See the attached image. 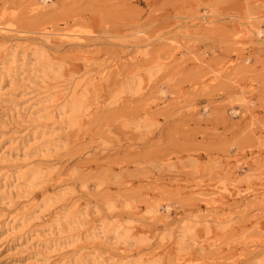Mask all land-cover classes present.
<instances>
[{
  "label": "rangeland",
  "instance_id": "1",
  "mask_svg": "<svg viewBox=\"0 0 264 264\" xmlns=\"http://www.w3.org/2000/svg\"><path fill=\"white\" fill-rule=\"evenodd\" d=\"M53 2L46 9L58 13L40 19L30 10L32 0H0V20L5 14L31 31L71 25L83 30L84 46L45 45L48 59L60 69L59 80H80L93 71L99 82L58 101L53 80H35L37 56L29 50L27 62L24 53L13 60L0 43V65L8 70L0 81V228L10 215L27 217L28 204L62 184L82 206L112 204L102 220L134 221L128 225L133 238L114 262L264 264V164L236 163L264 157V53L262 41L235 35L246 16L264 28V0ZM206 13L212 24L204 23ZM72 97L89 106L76 125H69L68 113L56 123L41 118L45 104L65 107ZM35 167L44 170L40 181H51L30 192L14 173ZM233 184L243 185L245 195L223 208H206L200 190H233ZM66 206L61 201L44 207L28 216L27 227L18 222L16 233L0 235V264H76L93 257L98 239L76 254L80 243L46 248L55 235L44 227ZM157 207L160 213H150ZM94 219L78 230L101 223ZM205 219L209 223L195 225ZM184 221L194 227L182 236Z\"/></svg>",
  "mask_w": 264,
  "mask_h": 264
},
{
  "label": "bare ground",
  "instance_id": "2",
  "mask_svg": "<svg viewBox=\"0 0 264 264\" xmlns=\"http://www.w3.org/2000/svg\"><path fill=\"white\" fill-rule=\"evenodd\" d=\"M54 0H32V7L31 11L35 12L36 14L41 15L40 19H45L49 15H55L58 12V8L55 7V10H52L51 12L46 9V6L53 2ZM54 5V2L52 6ZM204 15L202 19L204 20L205 24H212L213 19L212 16H209V18L205 17ZM245 19L249 20L248 22L244 23V26L239 24V26H242L243 28H238L235 32L236 36L243 37L247 36L249 38H256L259 41H262L259 43V48L264 53V28L257 24L252 23L254 20L253 17L246 16ZM0 43H3L7 46V49L5 55L9 52L13 60L17 58V54L24 53V61H28L26 57L29 56V50L33 52L34 55L37 56V61L39 65H37L35 80H37L40 83H47L49 80H53V84L51 86V89L55 91L56 95L54 97H57L58 101L63 99H68L70 94L75 95L78 90L86 89L89 86H95L97 82L95 81L96 73L93 71H89L85 73L80 80H76L73 78H69L67 80H59L62 78L60 69L55 65V63L48 59V56L50 57L49 50H46L45 45L49 46L50 49H59L60 46L64 44L68 45H75V46H84L86 42V36L83 32V30L75 27L74 25L63 27V28H48L45 27L38 31H31L27 29H23L16 25L15 23H10V18L3 15V18L0 20ZM38 38L36 43L33 44H24L20 43L17 40L22 39H28V38ZM15 41V42H13ZM29 58V57H28ZM83 59L86 60L88 63L89 56L84 53L82 56ZM249 59V58H248ZM247 59V60H248ZM6 60V57L2 59ZM14 63L16 62L13 61ZM23 65H27V63H23ZM3 64L0 65V81H3L5 77L4 68L2 67ZM89 66V65H87ZM22 67V66H20ZM228 67V66H227ZM106 72H102L100 77L101 79L106 78ZM32 77V78H34ZM13 83V82H12ZM32 85V84H30ZM254 104V102H251ZM45 104V103H43ZM89 109V106L85 104L84 100L81 97H72L68 106H59L58 104H54L52 108L50 109V106L44 105V107L41 109V113H46L41 116V118H44L45 120H52V122L56 123L57 118L69 114V125H76L79 121V117L84 114L85 111ZM235 112V111H234ZM236 113V112H235ZM1 142V141H0ZM2 143V142H1ZM2 161H7V156H5V153L3 155ZM242 163V165H246L249 168H253L256 166L257 168H262L261 164H264V157L261 155H254L249 159L242 160L241 158L236 159V163ZM20 173V174H19ZM12 176V175H11ZM45 176L44 170L40 167H35L33 169L25 170V171H19L18 174L14 173L15 180L22 179L25 182V186L28 187L29 191L31 189L38 188L39 186H42L44 183H48L51 181V178H44V180L40 181L41 178ZM46 177V176H45ZM14 180V182H15ZM60 188L58 191H56L53 194H50L49 196H45L40 201H34L33 203L28 204L24 209L26 211V215H30V219L33 218L36 214H41V210L44 207H51L52 205L64 201L66 203V210H63L61 215L51 224L45 226L44 228H47L50 231V236L55 235V239L52 241H49L48 244H51L50 246H46L48 249H53V251L60 250V248L63 247H71L74 245V243H80L79 245L75 246V254L81 253L84 250H86L90 243L98 239L99 243L98 246L99 249L94 250L93 257L89 258H78V263L76 264H147L143 262L141 259L136 260L135 262H124V261H118L114 262L113 260L116 258H119L123 252H125L124 246L129 245V241L131 238H133V227L128 226L129 224L133 223L134 221L129 220L126 221V223H109V221H104L102 218L101 212H108L113 207L112 204L105 205L104 209H99L96 206H90V203H86L85 206H82L81 203H79V199L73 198L71 196V192L67 191L65 188H63L62 184L59 185ZM58 188V186H56ZM232 189H228L227 187H221L217 188L216 190L213 189L211 192L210 190H200L199 194L201 196L207 195V197L203 198V202L206 206V208L210 210L223 208L228 201L231 198H239L245 195V190L243 189V185L241 184H233ZM31 192V191H30ZM210 192V193H209ZM215 195L214 199L208 198L211 195ZM205 195V196H206ZM248 197V196H247ZM251 197V195H250ZM252 197L257 199L261 198L258 194H252ZM170 211V208L167 207V212ZM100 213V216L98 215ZM152 214L160 213L159 208L152 209L150 211ZM11 217L8 216V219H11L10 221L6 222L4 221V227L0 228V235L2 234H14L16 233V230L18 229L17 223H20V227H27V224L29 222L28 216L24 217ZM210 218H212V221H215L218 223H227L226 220H223L224 218H216L208 215ZM207 216V217H208ZM94 218H99L101 220V223L99 225L90 226L88 229H85L84 231L78 230L83 226L90 225L91 223L95 221ZM89 219V221L87 220ZM209 220H201L197 221L195 225H200L202 222L209 223ZM257 221L254 220L253 223H256ZM261 222H257V224H260ZM193 225L186 224V222H182L179 232V235L182 236L186 234V232L191 231L193 229ZM77 231V232H76ZM58 235V236H57ZM185 237V236H184ZM183 238V242L185 239ZM164 238H162V241ZM208 244L205 243V245H202V248H208ZM57 248V250H56ZM105 248L104 250H102ZM49 258H47L48 260ZM36 264H40L36 262ZM53 264V263H52ZM58 264V263H57ZM63 264H70V263H63ZM179 264H197L194 261H190V263L180 262Z\"/></svg>",
  "mask_w": 264,
  "mask_h": 264
}]
</instances>
